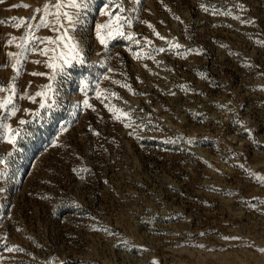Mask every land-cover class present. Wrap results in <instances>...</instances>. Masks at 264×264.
Listing matches in <instances>:
<instances>
[{"label":"rangeland","instance_id":"rangeland-1","mask_svg":"<svg viewBox=\"0 0 264 264\" xmlns=\"http://www.w3.org/2000/svg\"><path fill=\"white\" fill-rule=\"evenodd\" d=\"M47 2L0 3V98L15 82L20 109L0 114L29 120L17 145L0 137V264H264V0H87L69 33L83 62L41 109L20 96L55 53L26 52L19 75L8 53L56 47L26 40L59 35L53 16L36 28ZM105 5L133 40L99 43Z\"/></svg>","mask_w":264,"mask_h":264},{"label":"snow or ice","instance_id":"snow-or-ice-1","mask_svg":"<svg viewBox=\"0 0 264 264\" xmlns=\"http://www.w3.org/2000/svg\"><path fill=\"white\" fill-rule=\"evenodd\" d=\"M4 0H0V3H3ZM137 3H139V0H136ZM87 6V0H56L55 3L52 2V0H48L47 3L44 4L43 8H36L35 11L37 13L43 12V15L41 17L40 22L36 25V28L39 27H49L50 23L48 21L49 16H53L55 18V26H53L52 30L59 33L54 39L52 37H47L44 40H41L39 37H36L34 34L26 37V40L28 41H37L39 40L40 43H44L45 40L49 44H53L56 47L53 48H40L36 49L29 45H17L18 47L22 48L23 51L20 53L16 52H9L8 56L14 59V63L11 64V67L16 70L17 75L21 72L20 65L25 59V53L31 52V51H39V54L42 56H49V53H55V55L51 56L48 60L44 61L45 67L50 69L49 72H33L31 75L33 76H46L49 79V83L44 85L40 91L35 92L34 94H29L27 90L24 91V93L20 96L21 99H28L31 100L33 103H37V97H40L39 101V108L41 109H51L55 105V100L53 99L58 94V89L54 87V84L57 80V76H59L61 73L64 72V66L71 63L72 61H76L78 63L83 62L82 58V49L80 48V44L77 41L76 37L73 35H70V31L75 29L78 24L81 22L80 20V9L82 7ZM13 7H30V5L23 4V5H13ZM201 7H204L201 5ZM242 7V5H241ZM54 9V11H53ZM65 9H71L72 11H68ZM205 11L208 9L205 8ZM103 15L110 17L108 21H106L103 24H100L98 26L97 30V37L98 41L101 45H104L107 47L108 40L113 38L114 36H120L125 37L128 40H133V35L128 34L126 35L124 32L125 25H130L131 20L127 17H124L120 15L118 12L114 15L113 11L110 9L109 5H105V11L103 12ZM32 19H35V16L32 17ZM176 19H180V17H176ZM239 19V17H237ZM182 22V21H181ZM244 23H253L252 20L243 21ZM0 23H4V21H0ZM24 23L23 20L16 23L15 27H20L21 24ZM183 23V22H182ZM29 29H31V25H28ZM149 27H152V25H149ZM155 35L159 37L161 40H165L166 38L161 36L159 32H155ZM15 37L10 38L7 41L8 45H12L15 43ZM136 43H140L139 40L135 41ZM262 46H264V41L259 42ZM172 48H180L181 45L179 44H170L169 45ZM165 48H160L158 51L163 52L165 51ZM137 58H140V53H137ZM35 63L39 64L41 61L37 60ZM0 67H7V65H0ZM264 75V73H262ZM15 80V78H14ZM127 87V85H124ZM87 86H85L86 88ZM85 89H82V91ZM5 89L0 87V92H4ZM9 94L3 98H0V110H4L8 113L9 116L15 117L17 112L20 111V109L16 106L14 102V98L17 97V90H16V84L15 82L12 83L10 88L8 89ZM174 94V93H173ZM103 93H98L97 98H101L103 96ZM111 95L116 96V93H112ZM84 105L88 108H93V105L89 103L88 100L83 101ZM221 107H226L225 105H222ZM110 110L115 111L117 114L115 115V119L122 120L125 117L129 116V113L123 112V110L116 109L114 106L110 108ZM25 111H29L30 115H35L36 117L40 116L39 111H36L35 113H32L30 110L25 109ZM3 114H0V129L3 131H0V137L6 138L7 142L10 145H17L18 140L21 137V126L27 125L29 123V120L26 119H19L18 126L12 127L11 125L5 124L3 121L6 119ZM128 127H131V124L126 125ZM66 130V129H65ZM244 131L251 132V129L245 128ZM96 135H99V133H95ZM131 135V133H130ZM191 142V141H189ZM4 161L0 160V164H3ZM243 167V165H241ZM252 174V173H250ZM4 171L0 170V180L4 179ZM255 175V174H252ZM261 182H264V176H257L256 177ZM5 190L4 188L0 187V193H3ZM225 239H238L237 237H225ZM8 252L12 251H23V249L19 248H7ZM261 252H264V248L260 249ZM3 257L0 256V260H2ZM153 264H158V261H154Z\"/></svg>","mask_w":264,"mask_h":264}]
</instances>
